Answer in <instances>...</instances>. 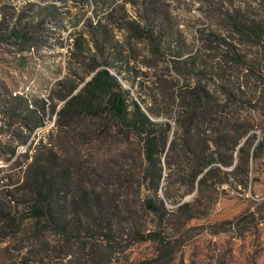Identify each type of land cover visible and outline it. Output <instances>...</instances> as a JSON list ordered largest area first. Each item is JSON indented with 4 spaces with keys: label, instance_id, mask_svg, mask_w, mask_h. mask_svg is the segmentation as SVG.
Returning <instances> with one entry per match:
<instances>
[{
    "label": "trees",
    "instance_id": "16d2710c",
    "mask_svg": "<svg viewBox=\"0 0 264 264\" xmlns=\"http://www.w3.org/2000/svg\"><path fill=\"white\" fill-rule=\"evenodd\" d=\"M208 1L223 13L227 26L225 31L209 30L210 49L216 56L220 55L224 63L239 67V75L245 76V81L250 78L260 81L262 90L257 86L246 90L242 84L229 85L217 70L207 73L204 59L197 62L190 54L175 61L186 71L210 75L217 81L218 90H207L195 84L181 90H143L139 94L141 98L133 97L118 77L116 59L121 57V51L116 49L111 30L116 24V28L137 35L143 32L157 53L159 42L151 31L148 1L102 0L98 8L97 0H93L96 8L86 21L88 37L79 31L70 44L80 64L90 60L87 69L69 84L58 80L63 90H58L57 97L63 102L58 109H52L55 110V138L41 136L33 152L21 153L30 159L20 182L12 186L15 194L27 197L28 207L38 221L42 219L54 226L66 238L82 228L93 233L89 230L92 227L96 233L112 238L114 230L110 223L119 206L104 200L94 189L79 188L68 168L71 163L67 147H71L68 143L75 138L74 132L85 137L99 125L104 135L114 127L120 136L137 142V149L132 148L131 153L124 155L129 161L121 164L113 175L126 192L136 193L135 190L142 187L146 190L139 198L140 209L151 219V226L145 232L139 230L133 215L127 225L117 230L127 226L139 240H152L162 246V254L169 256L172 252L168 247L165 250L172 245L170 229L182 233L190 220L208 216L221 196L243 192L259 179L258 174L253 173L259 167L264 170V135H258L254 128L258 124L256 113L264 116V18L257 20L250 16L240 3L222 8L221 0ZM86 2L89 4L88 0ZM126 2L136 5L133 14L124 16L123 13L114 22L115 10L124 11ZM41 22L27 17L8 28L5 20H1L0 40L18 44L20 49L31 47L40 35ZM129 60L126 57L125 63ZM70 75L75 77L76 72ZM82 80L83 84L78 87ZM12 92H0V145L4 135L14 140L15 127L28 130L23 134L25 142L43 123L46 100ZM153 116H173L174 125L168 120H155ZM17 145L9 147L6 159L17 154ZM57 148L66 156L57 152ZM107 169L112 175L114 168L108 166ZM188 194L192 195L185 199ZM12 195L5 194L8 202L13 200ZM68 199L75 211L83 210L87 222L69 226L64 218L56 215ZM166 201L175 205L168 208ZM9 213L0 208V223H6L7 228L14 223ZM120 222L123 221L118 220V224Z\"/></svg>",
    "mask_w": 264,
    "mask_h": 264
},
{
    "label": "rangeland",
    "instance_id": "374dc122",
    "mask_svg": "<svg viewBox=\"0 0 264 264\" xmlns=\"http://www.w3.org/2000/svg\"><path fill=\"white\" fill-rule=\"evenodd\" d=\"M147 1L151 31L159 42L157 53H154L143 32L137 35L116 28V24L111 30L116 49L121 51V57L116 59V68L120 72L118 77L133 97L141 98L139 94L143 90H181L195 84L207 90H218L217 81L207 74L214 69L229 85L242 84L246 90H253L257 86L262 90L260 81L252 78L245 81V76L239 75V67L224 63L220 55L216 56L210 49L209 30L227 29L223 13L215 9L210 1ZM101 2L97 0L98 8ZM221 2L224 5L222 8L240 3L242 8L250 12V16L257 20L264 18V0ZM88 3L86 0H0V21L5 20L8 28L14 23L23 22L27 17L42 21L38 30L40 35L31 47L20 49L18 44L0 40V92L16 90V93L46 100L43 123L34 129L25 142L23 134L28 132L25 127L14 128L13 141L7 135L1 137L0 208L10 212L14 223L11 228H7L6 223H0V264H264L262 167L253 173L258 174V180L248 185L243 192L221 196L208 216L190 220L182 233H178L175 228L170 229L168 232L172 245L165 247V250L167 247L172 249L169 256L161 253L162 246L158 243L139 240L127 226L117 230L133 215L139 230L145 232L151 226V219L140 209L139 198L146 190L142 187L144 190L136 189V193L126 192L125 187L118 186V180L113 175L121 164L129 161L124 155L131 153L132 148L137 149L135 139H125L114 127L106 135L100 125L85 137H80L75 131V138L68 143L71 147H67L71 179H76L79 188L94 189L103 195L104 200L119 206L117 215L110 223L114 230L112 238L96 233L94 227L89 228L93 233L82 228L79 232L74 230L66 238L54 226L36 219L28 207L27 197L14 193L12 186L20 182L23 169L30 159L21 153L33 152L41 136L55 138V110L63 102L57 97L58 90H63L58 80H66L64 85L69 84L71 79H78L89 64L88 59L84 65L80 64L70 47L74 35H78L79 31L88 37L87 16L94 14L96 8L93 0H88ZM124 6V11L122 8L115 10L114 22L123 13L124 16L132 15L136 8L130 2ZM190 54L195 56L197 62L205 60L207 73L196 74L194 70L186 71L177 64L176 59L189 57ZM126 57L130 59L128 63H125ZM111 70L115 72L114 68ZM73 72H76L75 77L70 75ZM82 84L83 80L78 83V87ZM152 118L168 120L174 125L173 116ZM256 120L258 124L254 131L264 135V116L256 113ZM16 143L17 154L6 159L7 150ZM57 149V152L66 156L61 148ZM108 166L114 168L112 175L109 174ZM9 182L11 184L7 186ZM159 192L162 194L161 190ZM6 193L15 195V198L12 195L13 200L8 202ZM191 195H186L185 199ZM70 202V199L65 201L56 215L64 218L69 226L77 225L80 221L87 222L83 210L79 208L75 211L69 205ZM165 203L168 208L175 205L169 201ZM135 210H138L137 214ZM118 220L123 222L118 224Z\"/></svg>",
    "mask_w": 264,
    "mask_h": 264
},
{
    "label": "built area",
    "instance_id": "2783aa9c",
    "mask_svg": "<svg viewBox=\"0 0 264 264\" xmlns=\"http://www.w3.org/2000/svg\"><path fill=\"white\" fill-rule=\"evenodd\" d=\"M16 92H17L16 90H13V92H12V93H13V94H15Z\"/></svg>",
    "mask_w": 264,
    "mask_h": 264
}]
</instances>
